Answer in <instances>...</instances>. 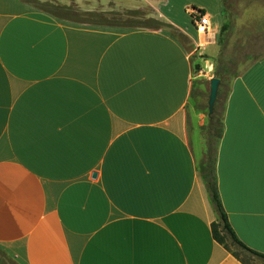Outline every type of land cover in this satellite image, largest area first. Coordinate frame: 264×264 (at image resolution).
<instances>
[{
	"label": "crops",
	"instance_id": "crops-1",
	"mask_svg": "<svg viewBox=\"0 0 264 264\" xmlns=\"http://www.w3.org/2000/svg\"><path fill=\"white\" fill-rule=\"evenodd\" d=\"M194 66L168 33L0 0V248L16 264H247L214 239L208 163L264 254V57L229 87L213 163Z\"/></svg>",
	"mask_w": 264,
	"mask_h": 264
},
{
	"label": "rangeland",
	"instance_id": "rangeland-1",
	"mask_svg": "<svg viewBox=\"0 0 264 264\" xmlns=\"http://www.w3.org/2000/svg\"><path fill=\"white\" fill-rule=\"evenodd\" d=\"M32 7L46 10L60 18L93 23H105L124 30L146 29L162 31L177 37L192 52L196 83L194 110L203 113L204 138L210 148L213 163L214 148L222 130L224 101L232 81L254 62L264 57V0H20ZM175 20L188 28L186 36L166 23ZM191 10H205L213 18L207 45L202 41ZM221 81L218 101L211 122L208 117L210 81ZM212 170V168H211ZM236 255L247 264L264 263V259L246 251L227 237ZM0 264H16L0 248Z\"/></svg>",
	"mask_w": 264,
	"mask_h": 264
},
{
	"label": "trees",
	"instance_id": "trees-1",
	"mask_svg": "<svg viewBox=\"0 0 264 264\" xmlns=\"http://www.w3.org/2000/svg\"><path fill=\"white\" fill-rule=\"evenodd\" d=\"M203 14L206 13L205 10H201ZM210 164H206V167L203 172L204 181L206 184V187L208 189V192L210 194L212 203L219 215L220 223L213 224L212 230H213V236L214 239L219 242L220 244H226L227 237L230 236L234 243H236L238 246L242 247L248 252H251L252 254L264 259V254L257 252L255 250H252L248 248L244 243L241 242V240L236 236L234 231L229 225L226 213L224 211L221 199L218 194L217 185L215 182V179L212 174V170L209 169Z\"/></svg>",
	"mask_w": 264,
	"mask_h": 264
},
{
	"label": "built area",
	"instance_id": "built-area-1",
	"mask_svg": "<svg viewBox=\"0 0 264 264\" xmlns=\"http://www.w3.org/2000/svg\"><path fill=\"white\" fill-rule=\"evenodd\" d=\"M191 14L193 15V22L194 25L198 31V33L201 36V40L199 41V45L204 46L207 44V40H205L206 37L210 35L211 31V18L206 13L203 14L201 11L191 10Z\"/></svg>",
	"mask_w": 264,
	"mask_h": 264
},
{
	"label": "water",
	"instance_id": "water-1",
	"mask_svg": "<svg viewBox=\"0 0 264 264\" xmlns=\"http://www.w3.org/2000/svg\"><path fill=\"white\" fill-rule=\"evenodd\" d=\"M221 85V81L218 78H213L210 81V86H209V97H208V117L210 120H212L213 115L215 113V106L218 100L219 96V88ZM93 177H97V173L93 174Z\"/></svg>",
	"mask_w": 264,
	"mask_h": 264
}]
</instances>
